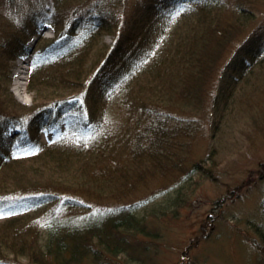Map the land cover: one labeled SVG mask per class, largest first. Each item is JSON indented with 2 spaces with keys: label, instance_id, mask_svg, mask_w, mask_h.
I'll use <instances>...</instances> for the list:
<instances>
[{
  "label": "trees",
  "instance_id": "16d2710c",
  "mask_svg": "<svg viewBox=\"0 0 264 264\" xmlns=\"http://www.w3.org/2000/svg\"><path fill=\"white\" fill-rule=\"evenodd\" d=\"M144 3L132 10L124 0H0V47L8 49L0 54V131L11 124L20 135L27 130L28 139L13 143L17 149L33 143L31 134L42 126L39 116L43 121L68 116L67 121L91 128L87 138L68 135L19 157L0 137V202L44 194L0 220V264L145 263L151 247L139 237L156 241L163 235L162 223L179 213L177 207L148 208L128 198L148 170L168 172L177 185L195 170L206 175L218 165L217 147L193 163L182 154L187 145L179 146L177 159L170 161L169 154L177 138L215 123L214 114L205 117V107L218 106L225 89L223 101L240 98L239 124L263 130L264 55L241 70L236 67L250 24L243 8L232 6L227 15L221 1L211 0L175 16L168 6ZM85 19L92 26L97 21L95 27L86 31ZM44 22L58 38L86 32L69 50L52 55L50 42L38 39L28 71L33 105L26 106L14 98L1 68ZM107 32L115 36L110 44L102 42ZM249 107L257 108L249 113ZM221 131L227 134L228 127ZM185 190L177 191L175 203L186 200L180 193ZM83 200L87 212L79 209ZM259 212L260 224L252 228L264 263L263 206Z\"/></svg>",
  "mask_w": 264,
  "mask_h": 264
},
{
  "label": "rangeland",
  "instance_id": "374dc122",
  "mask_svg": "<svg viewBox=\"0 0 264 264\" xmlns=\"http://www.w3.org/2000/svg\"><path fill=\"white\" fill-rule=\"evenodd\" d=\"M124 1L127 2L128 9L132 10L139 3L140 6L144 2L148 5L159 4L158 0ZM219 1L226 6L227 15L233 12L228 9L239 6L250 19L242 41L248 34H251L252 41L247 42L242 48L238 47L236 60L239 63L236 67L243 63L250 66L256 61V57H252L256 51L264 53V0ZM34 6L48 5L34 3ZM114 37L113 33L107 32L102 37V42L110 44ZM3 43L4 40H1L0 46ZM2 48L8 52V49L2 46L0 54ZM17 55L12 52L6 57V65L1 68V73L3 81L9 78L10 91L17 102L22 104L23 101L12 90L15 88L14 72L19 66ZM263 55H260L259 59H262ZM259 59L257 57V60ZM237 76L239 77V74L233 79ZM230 77L232 81V75ZM231 81L228 80L229 84L233 85L235 82ZM225 90L219 93L221 96L218 106L210 107L208 104L205 107V117H212L214 114L215 123L200 128L198 134L177 138L178 143L169 154L170 161L175 157L177 159L182 153L179 146L187 145L189 151L182 154L187 163H193L199 158H206L210 150L217 147L218 165L212 167L206 175L195 170L185 175L177 185L172 184L174 177L168 172L148 170L146 178L140 180L135 192L128 196L129 199L142 200L148 208L157 205L164 206L165 209L169 207L170 211L176 207L179 209L176 218L171 217L162 225L159 223L163 233L161 238L151 241L150 238L139 237L140 241L148 243L151 247V250L146 252L149 260L145 263L133 261L130 264H264L261 259L259 260L260 254L255 248V242L259 239L257 240L256 232L252 228V224H260L262 213L259 212V208L261 206L264 208V126L260 131L253 126L248 127L244 121L239 124L238 119L242 116L241 112L243 113L240 98L237 96L223 101ZM248 91L251 92V88ZM24 92L31 97L32 102L33 95L26 85ZM262 95L264 96V93ZM260 104H262L260 107H264V98ZM253 108L249 107L248 112L250 113ZM233 115H237L238 118L231 122ZM245 118L243 120H247ZM224 126L228 127L227 134L221 131ZM215 128L217 130H213ZM166 187L168 188L164 189ZM183 188L186 190L180 193L186 200L177 204L173 201L174 197L177 191ZM90 196L93 201L102 203L94 194ZM103 202L106 203L107 200L104 199ZM82 204L84 208L79 209L87 212L86 200H83ZM123 260V256L117 258L119 262Z\"/></svg>",
  "mask_w": 264,
  "mask_h": 264
},
{
  "label": "bare ground",
  "instance_id": "6f19581e",
  "mask_svg": "<svg viewBox=\"0 0 264 264\" xmlns=\"http://www.w3.org/2000/svg\"><path fill=\"white\" fill-rule=\"evenodd\" d=\"M85 16V14H84ZM47 17V15L45 16ZM74 17V16H73ZM77 18V16L74 17V19ZM73 19V20H74ZM96 21V20H95ZM97 21L95 22V24L92 26L91 23H90V20H87L85 19V29L86 31L91 29L92 27H95ZM63 39H68V41H73V40H76L78 38L77 35H74V36H64L62 37ZM31 39V38H30ZM29 39V40H30ZM28 40V41H29ZM27 41V42H28ZM27 42H25L23 44V46L18 50V52H16L18 55V59H20L21 56H24L26 59H28V53L27 51L24 49L25 45L27 44ZM15 53V54H16ZM15 92L16 94L19 96V98L22 100V101H25V102H30L31 101V97L24 92V87L26 85V87L28 88V77H27V72H26V69L24 70L22 67H20L17 72L15 73Z\"/></svg>",
  "mask_w": 264,
  "mask_h": 264
}]
</instances>
